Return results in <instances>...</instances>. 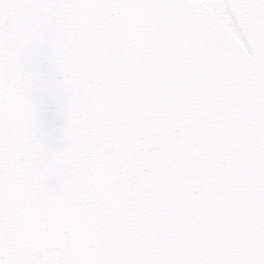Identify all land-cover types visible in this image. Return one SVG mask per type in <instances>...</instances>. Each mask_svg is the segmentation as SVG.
<instances>
[{
  "label": "snow or ice",
  "instance_id": "6c2138e0",
  "mask_svg": "<svg viewBox=\"0 0 264 264\" xmlns=\"http://www.w3.org/2000/svg\"><path fill=\"white\" fill-rule=\"evenodd\" d=\"M0 264H264V0H0Z\"/></svg>",
  "mask_w": 264,
  "mask_h": 264
}]
</instances>
